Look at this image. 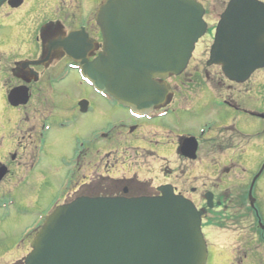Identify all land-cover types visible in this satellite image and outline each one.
Listing matches in <instances>:
<instances>
[{
	"label": "flooded vegetation",
	"instance_id": "obj_1",
	"mask_svg": "<svg viewBox=\"0 0 264 264\" xmlns=\"http://www.w3.org/2000/svg\"><path fill=\"white\" fill-rule=\"evenodd\" d=\"M103 1L0 0V97L4 98L9 107V138L15 137L10 148L0 156V186L15 182L17 188L30 187L31 183L20 178L38 164L47 134L52 124L57 122L50 108L54 106V99L65 96L53 97L50 90L55 84L70 78L69 81L84 87L83 93L86 92V98L80 99L75 109L72 108L69 115L71 122L77 114L83 116L94 109L92 99L122 109L125 118L117 120L115 130L121 131L113 140L110 139L113 142L110 147L100 143L107 137L102 128L89 140L77 136L76 149L68 167L69 185L62 204L81 196H157L161 193L159 188L167 185L172 187L175 194L185 198L186 194L196 195L198 188L187 189L180 177L185 179L186 164L198 161L199 151L204 148L212 161L211 166L215 167L213 179L216 181L210 182L212 190L203 193V205H194L198 209L206 208L205 195L211 193L213 207L207 208L205 215L214 210L215 216H226L231 226L242 224L240 230H230L233 239L243 243L242 258H264V204L256 198V194L263 193V185L260 190L255 187L257 178L264 170V161L259 166L262 170L259 169L255 175L248 176L245 170V165L257 163L253 155V138L257 137L258 132L251 134V129L257 128V124L253 123L255 120L264 123V81L261 78L253 79L252 76L264 70V67L255 70L242 83L230 81L224 76L218 80L217 86H226L225 93H216V96L223 95L219 97V104L224 116L217 124L204 122L193 133L176 135L174 150L178 169H171L165 163L168 159L160 157L156 152L145 151V138L150 140L171 134L170 124L165 125L160 120L172 116L175 103H186L187 97L174 95V86L168 80L185 72L192 56L180 75L166 79L172 93L147 115L133 114L107 94L95 91L91 83L82 78L81 69L94 60L102 49V34L95 15ZM196 1L204 10L203 19L206 24L209 15L216 17L213 9L207 7L204 1ZM228 1L221 8V13ZM221 13L217 14L218 20ZM214 30L215 27L212 36ZM208 33L207 25L204 36ZM208 56L209 49L205 54L204 65L220 70L218 65L206 64ZM198 66L202 67L201 63ZM200 69L194 70L196 76L202 79L209 77L206 69L203 72ZM190 80L189 75L186 81ZM207 87L215 91L209 85ZM12 91L20 95L21 92L26 93V103L12 105L8 100ZM252 92H257L258 97L254 100L251 99ZM200 102L203 109H212V99L208 101L204 98ZM185 140L195 143L193 159L185 157L180 150ZM129 153L138 157L145 153L148 158H152L146 159V164L149 161H160L157 173L163 182L154 185L153 180L157 174L151 179L141 177V169L131 171L129 167L135 160ZM109 158L113 159V164L116 163L108 168ZM117 164L127 167V171L120 177L114 172L109 174ZM92 166L100 170L99 180L90 179ZM39 177L34 180L37 181ZM105 180L109 181L108 187ZM39 227H35L33 233Z\"/></svg>",
	"mask_w": 264,
	"mask_h": 264
},
{
	"label": "water",
	"instance_id": "obj_2",
	"mask_svg": "<svg viewBox=\"0 0 264 264\" xmlns=\"http://www.w3.org/2000/svg\"><path fill=\"white\" fill-rule=\"evenodd\" d=\"M203 14L196 0H104L95 15L102 50L82 76L132 112L149 113L172 93L166 79L185 70L205 34ZM206 64L237 83L264 67L263 2H227ZM19 95L10 92L9 102L25 104L26 93ZM180 150L193 159L195 143L185 140ZM159 190L157 196H81L56 206L23 264H206V208L171 186ZM205 200L212 208L211 193Z\"/></svg>",
	"mask_w": 264,
	"mask_h": 264
},
{
	"label": "rangeland",
	"instance_id": "obj_3",
	"mask_svg": "<svg viewBox=\"0 0 264 264\" xmlns=\"http://www.w3.org/2000/svg\"><path fill=\"white\" fill-rule=\"evenodd\" d=\"M202 1L205 2L207 7L213 9L216 17L209 15L206 18L209 33L206 36H202L196 43L192 53V60L189 62L186 71L180 76L172 77L168 80L174 86V95H185L187 101L186 103H175L173 115L160 120L165 125L170 124L169 126L172 128L170 135L151 138L150 140L145 138V151L156 152L160 157L168 159L169 161L166 160L165 163H168L171 169H178L176 167L178 163L177 156L174 150L175 136L182 133H193L204 122H209L210 125L213 123L217 124L224 116L219 104V97H223V95L216 96L217 92L225 93V85L217 86L218 80H221L223 76L218 68H207L204 65V58L213 41L212 33L218 20L217 14L221 13V8H223L227 0ZM261 1L264 2V0ZM199 63H201L202 67L198 66ZM199 68H201L202 72L206 69L209 77L202 79L196 76L194 70H199ZM189 75L191 80L186 81ZM252 78H261L264 81V70L256 72ZM69 79L55 84L50 90L53 97L62 94L65 96L54 99V106L50 108L57 122L52 124L47 134L44 142L45 147L40 155L38 164L30 172L23 173L20 178L25 180L26 183H31L30 187L21 186L17 188L15 182H10L8 186L3 185L5 187L0 186V264H23L25 255L30 251L29 245L34 236V233H32L33 229L42 224L43 217L53 207L64 202V193L69 185L68 167L76 149L77 136L82 140H89L102 128V130L106 131L107 137L100 143L110 147L113 143L111 140L121 131L120 129L115 130V126L117 120L125 118L124 111L97 99H92L94 109L89 114L83 116L74 114L76 117L71 122L69 119L70 112L72 108L75 109V104L80 99L86 98V92L83 93L84 87H80L69 81ZM208 85L216 92H212L207 87ZM255 97H258L257 92H252L251 99L254 100ZM204 98L208 101L212 99V109H203L201 107L200 101H203ZM8 114L9 107L4 98L0 97V156L5 153L6 149L10 148L9 146L15 140V137L9 138L7 132ZM253 123L257 124V128L251 129V134L258 132L257 137L253 138V148L255 150L253 155L256 156L257 163L245 165L246 175L248 176L255 175V172L259 171V166L264 161V123L256 120ZM129 154H132L131 156L135 160L129 167L131 171L141 169V177L151 179L157 174L155 175V180H153L154 185L163 182V179L157 173L160 161H149V164H146V159L151 160L152 158H148L145 153H143L142 157L133 155V153ZM197 160L186 164L185 179L180 178L186 183L187 189L189 187L198 188L199 192L196 195L186 194V197L194 202L197 207H200L204 202L203 193L206 190H212L210 182L215 183L214 181L216 180L213 179L215 167L211 166L212 161L204 148L199 151ZM112 162L113 159L109 158L107 162L108 168L116 163L113 164ZM91 168L90 179L95 180L97 178L99 180L100 170L97 166H92ZM125 171H127V167L124 168V166L117 164V167L108 172L110 175L114 172L120 177L124 175ZM147 171L149 172L147 173ZM38 176H40L39 179L35 181L34 179ZM107 180L104 182L108 187L109 181ZM173 183H175L174 180ZM262 185L263 193L256 194V198L264 204V170L257 178L256 190H260ZM215 214L214 210H212L202 218L201 230L206 240L208 251L206 264H264V258H242L243 243L234 240L230 233L231 229L233 231L240 230L242 224L231 226L232 224L229 223L226 216L218 217Z\"/></svg>",
	"mask_w": 264,
	"mask_h": 264
}]
</instances>
